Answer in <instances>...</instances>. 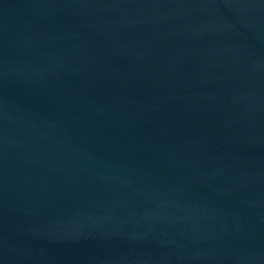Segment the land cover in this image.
<instances>
[{"label":"water","instance_id":"obj_1","mask_svg":"<svg viewBox=\"0 0 264 264\" xmlns=\"http://www.w3.org/2000/svg\"><path fill=\"white\" fill-rule=\"evenodd\" d=\"M0 264H264V0H0Z\"/></svg>","mask_w":264,"mask_h":264}]
</instances>
